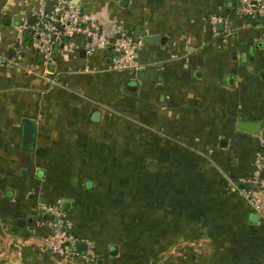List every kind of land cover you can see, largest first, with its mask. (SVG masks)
<instances>
[{
  "label": "crops",
  "instance_id": "crops-1",
  "mask_svg": "<svg viewBox=\"0 0 264 264\" xmlns=\"http://www.w3.org/2000/svg\"><path fill=\"white\" fill-rule=\"evenodd\" d=\"M41 1L0 0V264H264V194L259 213L228 190L264 150V21L236 0H76L109 37L161 36L119 71L81 37L41 61L25 27ZM59 202L72 258L49 249Z\"/></svg>",
  "mask_w": 264,
  "mask_h": 264
},
{
  "label": "built area",
  "instance_id": "built-area-1",
  "mask_svg": "<svg viewBox=\"0 0 264 264\" xmlns=\"http://www.w3.org/2000/svg\"><path fill=\"white\" fill-rule=\"evenodd\" d=\"M52 1L53 6L50 10L47 1H41L25 22V27L29 31V48L37 54L44 55L45 62H51L55 52L66 43L81 37L88 53L99 49L108 52L112 70L143 69L139 62V51L145 43L143 36L121 29L114 37H109L102 32L98 20L87 18L82 5L76 0ZM235 5L238 14L252 21L264 19V0H236ZM212 20L216 25L227 18L215 16ZM4 58L0 54V64ZM253 166L255 176L249 183L255 185L254 190L241 187L240 182L233 178H228V190L243 196L257 212L263 213V204L256 191L264 194V177H261L264 172V150L256 154ZM42 208L57 217V221L53 223L54 233L49 238V249L66 258L78 256L77 239L70 232V224L62 202L53 206L43 204Z\"/></svg>",
  "mask_w": 264,
  "mask_h": 264
},
{
  "label": "water",
  "instance_id": "water-1",
  "mask_svg": "<svg viewBox=\"0 0 264 264\" xmlns=\"http://www.w3.org/2000/svg\"><path fill=\"white\" fill-rule=\"evenodd\" d=\"M53 4V1L48 0L47 5L48 9H51V6ZM264 20H258L259 23H262ZM221 27H224V24H220ZM29 34V31L26 32ZM161 38L160 35H148L144 37L145 42H157ZM10 55L15 52L14 49H10ZM40 60H45L44 55H40ZM23 125H24V134H23V147L26 150H33L34 144H35V137H36V131H37V121L33 118H23ZM238 127L240 130L245 132H250L253 134H258L261 131V126L257 122L253 121H245L241 120L238 123ZM261 177H264V172L261 174ZM241 187L249 188V189H255V185L248 182H241L239 183ZM44 218L51 220L53 222L57 221V217L50 213H45ZM79 251L84 253V249L86 248V244L84 242H80L78 244Z\"/></svg>",
  "mask_w": 264,
  "mask_h": 264
}]
</instances>
